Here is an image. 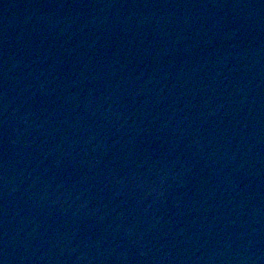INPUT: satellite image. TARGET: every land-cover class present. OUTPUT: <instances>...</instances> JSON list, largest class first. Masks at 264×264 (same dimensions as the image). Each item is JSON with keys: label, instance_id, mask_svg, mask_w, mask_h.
Instances as JSON below:
<instances>
[{"label": "water", "instance_id": "obj_1", "mask_svg": "<svg viewBox=\"0 0 264 264\" xmlns=\"http://www.w3.org/2000/svg\"><path fill=\"white\" fill-rule=\"evenodd\" d=\"M0 264H264V0H0Z\"/></svg>", "mask_w": 264, "mask_h": 264}]
</instances>
